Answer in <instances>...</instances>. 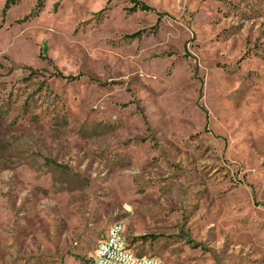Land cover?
Instances as JSON below:
<instances>
[{
	"label": "rangeland",
	"instance_id": "obj_1",
	"mask_svg": "<svg viewBox=\"0 0 264 264\" xmlns=\"http://www.w3.org/2000/svg\"><path fill=\"white\" fill-rule=\"evenodd\" d=\"M138 1L0 0V264H264V0Z\"/></svg>",
	"mask_w": 264,
	"mask_h": 264
},
{
	"label": "built area",
	"instance_id": "obj_2",
	"mask_svg": "<svg viewBox=\"0 0 264 264\" xmlns=\"http://www.w3.org/2000/svg\"><path fill=\"white\" fill-rule=\"evenodd\" d=\"M119 226L112 235H107L103 239V245H96L92 255L94 264H161V259L153 260L152 258L149 262L130 261L128 257V249H131L130 244L128 243V248H121L116 239V231H118Z\"/></svg>",
	"mask_w": 264,
	"mask_h": 264
},
{
	"label": "bare ground",
	"instance_id": "obj_3",
	"mask_svg": "<svg viewBox=\"0 0 264 264\" xmlns=\"http://www.w3.org/2000/svg\"><path fill=\"white\" fill-rule=\"evenodd\" d=\"M117 226H119L118 231H116L117 242H119L121 248H128V241L125 236V227L120 221L114 222L111 225L108 235H112L114 230H116ZM98 245H103V240H101ZM128 257L130 261H134V262H149L150 258H152L153 260H160L158 258L148 255H138L132 249H128ZM88 264H94V259L91 258ZM161 264L164 263L161 261Z\"/></svg>",
	"mask_w": 264,
	"mask_h": 264
},
{
	"label": "trees",
	"instance_id": "obj_4",
	"mask_svg": "<svg viewBox=\"0 0 264 264\" xmlns=\"http://www.w3.org/2000/svg\"><path fill=\"white\" fill-rule=\"evenodd\" d=\"M130 1H131L132 5H133L132 9H141V10L142 9L143 10L148 9L147 6H145L143 3L139 2L138 0H130ZM39 11H40V9L36 10V13H38Z\"/></svg>",
	"mask_w": 264,
	"mask_h": 264
},
{
	"label": "crops",
	"instance_id": "obj_5",
	"mask_svg": "<svg viewBox=\"0 0 264 264\" xmlns=\"http://www.w3.org/2000/svg\"><path fill=\"white\" fill-rule=\"evenodd\" d=\"M110 228V227H109ZM109 231V230H108Z\"/></svg>",
	"mask_w": 264,
	"mask_h": 264
}]
</instances>
